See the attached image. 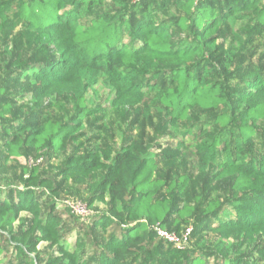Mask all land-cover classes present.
Returning a JSON list of instances; mask_svg holds the SVG:
<instances>
[{
	"label": "trees",
	"instance_id": "16d2710c",
	"mask_svg": "<svg viewBox=\"0 0 264 264\" xmlns=\"http://www.w3.org/2000/svg\"><path fill=\"white\" fill-rule=\"evenodd\" d=\"M106 1L8 0L1 5V16L10 11L14 27L18 23L38 34L45 51L41 59L13 62L22 92L36 103L48 99L51 104L72 94L76 112L66 124L34 120L37 115L8 120L13 108L3 98L2 159L40 154L44 159L24 166L23 190L6 192L10 199L2 198L0 190V264L9 250L22 264H42L38 246L43 242L57 250L44 264H264V53L254 62L258 46H252L264 37V1L161 0L180 13L168 25L156 18L162 9L158 0H121L118 13L86 23L85 14ZM239 21L252 24L248 32L234 30ZM228 36L237 47L225 48ZM51 50L55 55L48 54ZM101 81L111 88L115 107L148 108L156 99L172 124L190 121L197 109L211 113L214 135L199 141L190 133L195 142L183 158L201 174L229 180L230 196L208 198L194 208L187 200L189 176L159 177L152 146L138 140L115 154L97 150L73 156L57 175L41 172L53 153L77 141L83 120L93 112L86 92ZM98 174L102 178L92 187L90 205L107 203L108 212L93 217L90 227H76L72 242L64 241L58 178ZM45 194L49 202L43 206ZM23 213L30 216L29 228L16 231ZM191 217L195 222L187 249L177 250L157 231ZM205 232L220 238L214 250L205 247ZM231 241L239 245L237 257ZM246 245L253 247L252 258L241 254Z\"/></svg>",
	"mask_w": 264,
	"mask_h": 264
},
{
	"label": "rangeland",
	"instance_id": "374dc122",
	"mask_svg": "<svg viewBox=\"0 0 264 264\" xmlns=\"http://www.w3.org/2000/svg\"><path fill=\"white\" fill-rule=\"evenodd\" d=\"M124 1L138 2L140 0ZM7 2L8 0H0V9L1 5ZM121 2V0L117 2L107 0L104 7L96 8L90 15L85 14L87 16L86 23L90 18H95L100 14L111 13L114 15L118 13L122 9ZM158 4V8L162 7V9L156 12V18L158 21L170 25V20L178 16L179 11L168 2L162 4L161 0H158ZM4 10H8V8ZM6 13L9 14L1 16L0 13V88H5L0 94V112L3 111L4 98L5 103L11 104L13 108L12 114L6 116L8 120L37 115L34 120L38 118L42 121L52 119L63 124L71 122L76 112L75 98L72 94L61 96L51 104L48 99H45L43 103H36L30 95L22 92L21 86H19L16 76L13 74L15 70L13 62L16 60L32 61L41 59L44 57L43 52L45 51L42 52L41 50V37L38 34L23 29L18 23L14 27L17 21L12 17L10 11H6ZM251 26L252 24L249 22L239 21L234 30L236 32H248ZM179 36L184 39L186 34L179 33ZM124 42L129 43V39L126 37ZM224 45L227 49L232 46L237 47V41L233 36H228L224 40ZM252 46H258V55L254 58V62L258 63L261 60L260 54L264 53V37H259L258 41ZM48 54L50 56L55 55L53 50L49 51ZM85 100L87 107L93 111L92 114L83 120L76 133L77 141L70 140L63 151L53 153L49 163L41 166V172L44 174L48 176L57 175L73 156L87 155L89 152L97 150H107L115 154L124 145L133 140H138L152 146V151L159 165V177L171 180L182 174L189 176L191 183L187 200L194 208H198L199 204L205 199L219 198L224 200L230 196L229 180H219L215 177L216 175L212 177L210 174H201L195 169L192 161H186L183 158V153L192 148L195 142L190 133H196L199 141L208 140L214 135L215 125L212 123L213 115L211 113L197 109L191 112L190 121L172 124L166 113L159 106L156 107L158 104L156 99L150 101L148 108L144 106L115 107L114 94L111 88L105 86L102 81L86 92ZM3 157L4 149L0 144L1 197L10 199L11 196L7 195L6 192L9 190H23L24 166L28 165L31 168L40 165L44 156L43 154L32 155L21 161H4ZM101 178L102 174L89 179L73 176L68 180L58 178L57 184L61 186L62 195L60 199H56V202L64 216L65 230L62 235L64 241L72 242L76 227L82 224L90 227L93 217L102 216L108 212L107 203L97 201L92 206L90 205L93 194L92 187ZM40 202L43 206H46L49 202L48 194L41 197ZM65 202L81 204L86 213H73L71 209H66ZM21 216L22 221L15 225L16 231L29 228L30 216L26 213ZM194 222V217H191L181 220L175 225L170 223L171 228L166 230L168 234L179 237L188 235V240L184 243L182 249L177 248L170 242L174 245V248L182 251L191 246L190 236ZM206 234L207 232L204 235ZM206 236L205 247L214 250V246L220 241V238L214 234ZM78 237L83 239L84 235L81 234ZM198 241L199 239H197ZM228 244L229 247L233 248L232 256L237 257L239 254L237 250H240L238 243L231 241ZM252 248L249 245L242 247L241 254H244L245 258H252ZM38 250L42 264L57 252L56 248H52L45 242L39 244ZM86 258H90V256L87 255ZM10 263L22 264L21 259L14 260L12 250L2 255V264ZM210 264H215V261H211Z\"/></svg>",
	"mask_w": 264,
	"mask_h": 264
},
{
	"label": "built area",
	"instance_id": "2783aa9c",
	"mask_svg": "<svg viewBox=\"0 0 264 264\" xmlns=\"http://www.w3.org/2000/svg\"><path fill=\"white\" fill-rule=\"evenodd\" d=\"M40 163V161H39ZM65 205L67 208L71 209L72 212L74 213H79V214H84L86 213L85 208L81 204H72L69 202H65ZM83 210V211H82ZM157 231L159 232V235L168 240L169 242L173 243L177 248L182 249L184 246V243L188 240V235L187 236H176V235H170L168 234L167 231H163L159 228H157Z\"/></svg>",
	"mask_w": 264,
	"mask_h": 264
}]
</instances>
